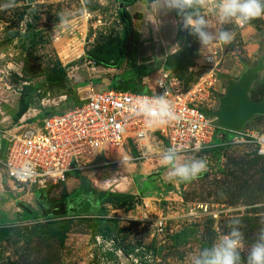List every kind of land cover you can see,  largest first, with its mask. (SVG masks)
<instances>
[{
    "label": "rangeland",
    "instance_id": "obj_1",
    "mask_svg": "<svg viewBox=\"0 0 264 264\" xmlns=\"http://www.w3.org/2000/svg\"><path fill=\"white\" fill-rule=\"evenodd\" d=\"M128 9L132 14H144L133 19L141 32L142 46H148L142 57L149 59L150 54L154 60H165L169 49L159 40L171 41L172 53L185 52L174 71L188 85L197 81L202 75L196 66L200 56L198 40L182 29L176 11V19L165 10L159 19L158 12L157 29L145 18L154 19L149 8L141 11L139 7L130 9L129 5ZM175 27L178 32L174 37ZM225 27L233 29L235 37L231 44L221 45L216 69L219 90L229 79H239L248 63L255 65L264 55V46L253 49L243 33L247 27L248 38L257 36L264 41V18L244 26ZM123 32L117 0H0V155L7 147L6 131L26 121L22 117L13 119L25 84L52 81L48 96L34 102L35 108L40 109L39 119L54 109L73 107L75 100L88 94L89 87L101 91L111 88L125 70L129 72L127 67L94 66L86 59L85 51L111 36L123 37ZM190 45L194 50L188 49ZM162 48L164 58L159 55ZM170 61L176 63L175 58ZM63 73L66 77L58 85L55 80ZM156 73L157 70L145 76L142 84H146L145 80L153 83ZM256 93L260 98L264 96V82ZM219 99L213 102L215 110ZM36 120L31 119L28 124H35ZM245 128L264 131V115H256ZM253 148L248 143H237L203 156L208 158V170L198 179L185 182L177 197L157 196L137 184L140 192L121 207L100 203L78 192L69 193L64 182L50 184L42 191L25 187L28 194L21 193L24 196L17 199V205L12 202L5 213L0 209L1 223L12 226L10 234L0 241V264H186L189 256L226 233L232 219L241 221L245 259L264 217V155L256 154ZM107 167L115 166L101 164L80 171L99 179ZM109 177L104 178L109 190L128 192L133 186L131 178L112 184ZM1 178L7 179L8 175L0 167ZM67 195L71 202L56 207L55 202ZM145 201L150 202L147 210ZM55 211L61 213L56 215ZM144 212H148V217ZM160 220L164 222L162 226ZM37 222L44 226L35 228ZM97 227L103 229L102 234L96 231ZM50 228L64 230V240L51 235Z\"/></svg>",
    "mask_w": 264,
    "mask_h": 264
},
{
    "label": "built area",
    "instance_id": "obj_2",
    "mask_svg": "<svg viewBox=\"0 0 264 264\" xmlns=\"http://www.w3.org/2000/svg\"><path fill=\"white\" fill-rule=\"evenodd\" d=\"M197 42L200 52L201 44L199 40ZM211 51L214 61H209L200 52L196 66L202 75L189 87L174 71L162 67L157 70L153 83L145 80V91L113 86L101 91L89 87L88 94L80 99L81 104L47 115L40 124L23 122L15 125L4 136L7 147L2 164L8 177L19 188L47 189L50 184L66 181L74 170L101 164L120 165L131 160L127 154L106 161L100 157L106 147H122L127 136L144 140L150 132L162 137L166 148L175 145L185 156L207 157V152L213 148L222 151L237 143L251 144L256 154L264 155V143L255 139L264 136V131L224 129L211 114L215 110L212 106L217 99L220 81L216 69L221 60V45L213 46ZM166 91L181 119L147 128L146 118L136 110V103L145 97L163 95ZM228 132L232 133L231 137L227 136ZM197 144L201 150L194 152ZM149 203L144 202L146 210ZM146 215L148 217V212H144ZM163 224L160 220L159 225ZM3 225L0 220V226Z\"/></svg>",
    "mask_w": 264,
    "mask_h": 264
},
{
    "label": "clouds",
    "instance_id": "obj_3",
    "mask_svg": "<svg viewBox=\"0 0 264 264\" xmlns=\"http://www.w3.org/2000/svg\"><path fill=\"white\" fill-rule=\"evenodd\" d=\"M150 8L154 19L145 18L157 29V13L175 10L180 17L182 29L199 40L200 52L209 61H214L211 51L213 46L229 45L234 40V30L225 25L244 26L254 19L264 18V0H150ZM135 107L146 118L147 128L171 124L181 119L173 103L167 98V91L163 95L142 98ZM255 139L264 143V136H256ZM200 150V145L194 146V152ZM159 155L168 181L190 182L208 170V163L204 158L185 156L183 150L175 145L159 152ZM260 223L262 226L256 233L254 242L248 247L245 259H242L245 235L241 230V221L232 219L226 233L219 235L210 246L189 256L186 264H264V217H261Z\"/></svg>",
    "mask_w": 264,
    "mask_h": 264
},
{
    "label": "crops",
    "instance_id": "obj_4",
    "mask_svg": "<svg viewBox=\"0 0 264 264\" xmlns=\"http://www.w3.org/2000/svg\"><path fill=\"white\" fill-rule=\"evenodd\" d=\"M132 7H139V8H149V14H151L153 16V11L150 8V3L146 4L143 3L141 1H137L135 2V4L130 5V9ZM135 9V8H133ZM141 11H144L143 9ZM164 10L159 12V19L161 18V16L163 15ZM145 13V12H143ZM158 14V13H157ZM168 14H171L174 16V18L176 19L175 16V12L170 11L168 12ZM144 16V14H143ZM135 24V22H134ZM174 37H175V33L178 32L177 27H175L174 30ZM248 31L249 29L244 28L243 33L246 36L247 39H250V42L252 43V48L253 49H257L258 46L260 48L264 46V41L263 39L260 40V37L257 36H251L249 35L248 38ZM143 38V37H142ZM143 40V39H142ZM159 41H161V43H163L164 48H168V51H165L163 48L160 50L159 55L161 58H164V53L166 52L168 55H170V53H172V42H165L163 41V39H160ZM148 46H140L139 48V60H142L144 57H142V54L144 53V49H147ZM257 47V48H256ZM152 50L154 51V53L156 52V47H153ZM165 52H164V51ZM147 52V51H146ZM149 53V52H148ZM165 53V54H166ZM149 60H154V58H152L149 54ZM249 65L247 66H251L252 64L248 63ZM111 69V68H109ZM226 85V84H225ZM225 85H221V90H219V86H217V99L220 98L224 92H225ZM95 88V87H94ZM98 88V87H97ZM255 93H253V99H255ZM262 100V99H261ZM260 101V100H257ZM36 104V103H35ZM218 108V106H217ZM216 108V109H217ZM34 109L35 112H32V110ZM37 111H40V109H36L34 104H31L29 110L23 115V119H25L26 121L23 123H27L34 118H37V122L35 124H40L42 121V119L45 117H42L39 119L40 115ZM47 116V115H46ZM29 125V124H28ZM227 135H231L232 133L228 132ZM5 139V138H4ZM1 147V144H0ZM151 149V150H149ZM164 149H166V142L165 140L158 136L155 133H148L147 136L145 137V139H139L136 138L134 136H127L126 140H125V144L118 148V149H113V148H109L106 147L104 149V151H102L101 153V160H108V159H112V158H119L121 157L123 154H127L129 155L132 159L127 161V162H122L120 165H107V166H115L114 168H104V170L101 172L100 176H102V178L100 177L99 179H95L94 175L91 173H84L81 172L80 170H74L72 172L75 173V175H68L66 181H64L63 187L65 188V190H67L69 193H73V192H78L79 194H81L84 197H92L95 200H98V194L100 191L103 190H109L106 186H104V178L105 176L110 175V180L112 184H118L120 182H122L121 180L125 179V178H131L133 180V186L130 188V190H128V192L130 193H139L140 190L139 188H137V184H140V188L142 187V189L144 188V186L150 190V192H152L154 195L157 196H163V195H172L173 197H177L179 195V193L181 192L182 186L185 184V182H172V181H168L165 179V175H166V169L164 167L161 166L160 164V155L159 152L163 151ZM219 150L217 148H213L211 150H209L207 152L208 157L211 156V154H215L216 152H218ZM105 156H109L108 158H105ZM4 157V152L2 153V155H0V167L1 169L4 170L3 168V164H2V160ZM98 159V160H100ZM208 159V158H207ZM207 159H205L207 161ZM126 165V166H125ZM98 180V181H95ZM0 209H4V213L7 209V207H10L12 205V202L18 203L17 199L22 198L26 192V188L25 187H29V186H25L23 188H19L16 186L15 182L10 179L9 177L7 179L1 178L0 180ZM5 182V185H4ZM29 189H33L36 191H42L39 190L37 188H32L29 187ZM145 189V190H147ZM47 190V189H46ZM110 190H113V188H111ZM126 190L122 191L125 192ZM21 193H23L24 195H20ZM119 257H121L123 260L124 258L122 257V254H119ZM125 259H128L129 257H127L126 255H124Z\"/></svg>",
    "mask_w": 264,
    "mask_h": 264
},
{
    "label": "trees",
    "instance_id": "obj_5",
    "mask_svg": "<svg viewBox=\"0 0 264 264\" xmlns=\"http://www.w3.org/2000/svg\"><path fill=\"white\" fill-rule=\"evenodd\" d=\"M119 2V15L120 20L123 23V37L111 36L96 43L94 46L88 48L85 51V57L90 61L94 66H103L106 68H121L122 65H125L129 70L128 73L125 72L119 76L114 88L117 89H130L136 92H142L147 90V86L142 84L143 78L150 75L153 71L159 70L163 67L169 68L174 71L177 69V65L180 62L181 58L184 56L185 52L178 50L168 55L165 60H149L143 58L139 60V48L142 44L141 32L136 28L134 24V17H142L143 14L140 11L132 14L128 6L134 4L137 1L149 4L150 0H117ZM189 50H194V46L190 45ZM175 58L176 63L172 64L171 59ZM169 59V61H168ZM175 72V71H174ZM126 73V74H125ZM176 73V72H175ZM185 83L186 87L190 85L187 84L183 76L177 72L176 73ZM66 77V73H63L58 79L55 80V83L58 85L61 84V80ZM52 81H44L37 84H25L24 89L20 93L18 110L14 115V121H18L23 115L29 110L31 104L37 99H44L50 93L52 89ZM257 92V91H256ZM255 92V99L261 100L264 98L259 97ZM75 105L81 104L80 99L75 100ZM63 110V109H62ZM59 112V110H52L49 114ZM229 136V135H227ZM219 150V148H217ZM76 194V193H75ZM74 194V195H75ZM136 197V194L130 192L122 191H113V190H103L98 194V200L100 203H110L114 206L121 207L129 202H131ZM71 202L70 196H65L63 199L55 202L56 207H65ZM60 211H55L54 214H60ZM52 217V216H51ZM44 224L37 222L34 226L35 228L42 227ZM12 226L3 225L0 226V241L10 234ZM96 231L102 234L103 229L100 227L96 228ZM49 232L51 235H59L60 240H64L65 232H59L54 228H50ZM126 255L124 249H122Z\"/></svg>",
    "mask_w": 264,
    "mask_h": 264
},
{
    "label": "water",
    "instance_id": "obj_6",
    "mask_svg": "<svg viewBox=\"0 0 264 264\" xmlns=\"http://www.w3.org/2000/svg\"><path fill=\"white\" fill-rule=\"evenodd\" d=\"M264 82V55L257 64L247 66L239 79H229L219 106L211 114L220 127L241 131L256 115H264V98L253 99L260 83Z\"/></svg>",
    "mask_w": 264,
    "mask_h": 264
},
{
    "label": "bare ground",
    "instance_id": "obj_7",
    "mask_svg": "<svg viewBox=\"0 0 264 264\" xmlns=\"http://www.w3.org/2000/svg\"><path fill=\"white\" fill-rule=\"evenodd\" d=\"M126 166V165H125Z\"/></svg>",
    "mask_w": 264,
    "mask_h": 264
}]
</instances>
